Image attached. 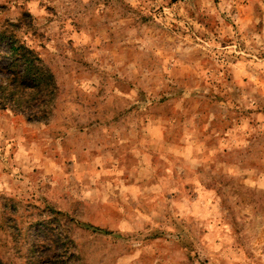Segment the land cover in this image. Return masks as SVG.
Instances as JSON below:
<instances>
[{"label":"rangeland","instance_id":"obj_1","mask_svg":"<svg viewBox=\"0 0 264 264\" xmlns=\"http://www.w3.org/2000/svg\"><path fill=\"white\" fill-rule=\"evenodd\" d=\"M12 25L59 90L0 103L4 264H264V0H0Z\"/></svg>","mask_w":264,"mask_h":264},{"label":"trees","instance_id":"obj_2","mask_svg":"<svg viewBox=\"0 0 264 264\" xmlns=\"http://www.w3.org/2000/svg\"><path fill=\"white\" fill-rule=\"evenodd\" d=\"M18 25L0 30V103L12 107L32 106L29 118L47 121L52 111V103L58 94L56 75L45 65L41 56L17 35ZM7 82V84H5ZM47 233V232H46ZM53 232L48 233V237ZM49 237V238H50ZM57 242L67 245L68 253L74 242L68 233L56 234ZM0 264H4L0 258ZM41 264H51L48 260Z\"/></svg>","mask_w":264,"mask_h":264}]
</instances>
